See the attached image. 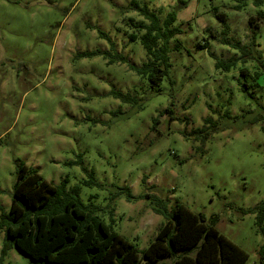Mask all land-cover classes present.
Instances as JSON below:
<instances>
[{
    "label": "rangeland",
    "instance_id": "rangeland-1",
    "mask_svg": "<svg viewBox=\"0 0 264 264\" xmlns=\"http://www.w3.org/2000/svg\"><path fill=\"white\" fill-rule=\"evenodd\" d=\"M135 1L146 3L161 20L168 11L175 12L173 26L180 28L168 41V74L152 87L127 64L140 65L148 58L141 44L127 36L134 27L127 18L143 19L130 0H0V212L12 207L15 172L23 161L53 185L62 179L67 180L66 189L77 185L80 201L94 206L96 215L112 222L136 249L148 246L163 220L152 210L151 199L144 195L148 192L161 197L167 209L181 202L206 218L215 215L216 228L247 253L243 264H264L260 260L264 231L255 223L256 210L247 211L264 198V116L245 123L264 115V65L256 63L258 54L264 63L262 18L255 27L248 15L243 22L247 35L241 40L237 29L229 27L234 20L229 9L238 4ZM215 11L225 14L226 30ZM222 37L249 44L251 57L243 58ZM204 41L208 46H197ZM116 54L128 62L115 58L109 62ZM231 57L237 60L228 69L214 66L217 58ZM242 69L248 70L250 84L251 74L263 71L256 80L259 87H254L258 104L240 90ZM177 85L184 90L179 115L171 99L167 107L172 113L163 112L165 107L159 104L153 110L167 117L166 129L173 120L184 125L180 131L188 144L184 149L163 144L159 120L148 132L132 129L126 124L131 113L124 107L155 99L166 90L171 94ZM112 89L131 93L136 102L117 99ZM201 96L212 117L225 109L243 116L225 119V127L205 140L185 137L182 130L202 127L209 116L202 114ZM152 132L155 136L149 139ZM89 171L94 183L84 185ZM124 186L133 199L119 193ZM3 237L0 230V248ZM0 264L37 263L10 246L4 255L0 252Z\"/></svg>",
    "mask_w": 264,
    "mask_h": 264
},
{
    "label": "trees",
    "instance_id": "trees-1",
    "mask_svg": "<svg viewBox=\"0 0 264 264\" xmlns=\"http://www.w3.org/2000/svg\"><path fill=\"white\" fill-rule=\"evenodd\" d=\"M130 5L143 19L127 18L129 24L134 26L127 36L141 44L148 58L140 65H134L124 56L116 54L109 62L114 61V58L120 62H128V67L145 77L152 87L158 85L168 74V41L180 28L173 26L176 19L173 11H168L161 20L146 3L138 5L135 0H130ZM214 14L222 21L226 30L225 14L217 11ZM260 18V14L251 15L248 21L257 27ZM220 40L235 46L243 58L251 57L249 44H240L227 37ZM197 46L204 48L208 46V41L197 42ZM94 53L82 52L83 56ZM235 60L236 57L217 58L214 66L218 69H228ZM256 63L264 65L261 54L257 55ZM262 72L255 71L251 74L254 81L250 84L246 79V76H250L248 70H241L244 80L240 84V90L257 104L259 102L254 87L258 85L256 80ZM249 87L252 89L249 90ZM111 94L123 102H136L129 92L122 93L112 89ZM263 108L264 106H261V109ZM163 112L170 114L172 110L166 106ZM242 116L243 113L234 116L229 109H225L215 118L210 115L204 117L202 127H195L187 133L182 130V133L185 137L193 135L205 140L213 131L225 127V119L232 118L235 121ZM263 116L262 113L254 115L245 120V123L252 124ZM169 118L182 120L177 116ZM156 121L153 120L154 123ZM261 128L264 130V125H261ZM83 169L87 171L86 168ZM87 174L89 179L83 181L84 185L94 183L92 172ZM15 175L11 195L12 207L9 211L0 212V230L4 231L0 248L2 255L13 246L37 264H243L247 259L245 250L231 242L216 228L215 215L206 218L203 213L194 212L181 202H175L167 209L161 197L148 192L144 194L151 199L152 210L162 214L163 220L148 246L136 249L115 231L112 222H105L96 215L94 206L80 201L77 185L66 189V179L53 185L23 161L18 163ZM120 190L119 193L125 192L126 199H133L134 196L127 186L121 187ZM253 210H256L255 223L261 225L260 229L264 231V198L247 211ZM260 260L264 263V246L260 251Z\"/></svg>",
    "mask_w": 264,
    "mask_h": 264
},
{
    "label": "clouds",
    "instance_id": "clouds-1",
    "mask_svg": "<svg viewBox=\"0 0 264 264\" xmlns=\"http://www.w3.org/2000/svg\"><path fill=\"white\" fill-rule=\"evenodd\" d=\"M220 3L224 5H236L238 4L239 7L236 9H229L230 15L234 17V20L229 25L230 29L235 28L237 29V36L244 40V37L247 35L246 29L243 28V22L247 19L248 15H257L260 14L262 18V26H264V0H219ZM129 15H132L133 13H128ZM209 19H211L209 17ZM213 25L217 32L221 31V26L219 24H216L215 21H213ZM218 47H227V45H218ZM231 51L235 52L237 49L232 48ZM208 63H211V60L208 61ZM177 91L172 92L171 94L166 93L162 94L155 99H152L150 101L141 102L139 105L133 107L131 104L126 103L124 107L130 111V116L128 117L126 124L130 125L132 129H136L138 127L142 128L143 132H148V129L152 127L153 120H159V129L160 131L165 132V138L163 140V144L168 145L171 144L173 147L177 149H184L188 146L186 144L185 140L180 135L181 129L184 127L183 124L177 122L176 120H173L171 122V127L166 129L165 128V121L167 120V117L158 115L157 111H154L153 108L159 104L160 107H166L167 101L169 99L172 100V102L177 106V114L179 115V103L180 100V94L184 91L183 89H180V86L177 85ZM138 95L143 96L144 94L142 92H138ZM205 97L201 96V108H203V100ZM116 103H120V101H117ZM254 107V106H253ZM191 109H189L190 111ZM207 115H212V113L208 112V109L203 108V113ZM215 118V117H213ZM142 121V126H141ZM197 124H199L200 117L197 115L196 117ZM195 125H189V127H192ZM258 127V126H257ZM155 136V132H152L149 134V139ZM199 170V169H198ZM149 180L152 179V176L148 177Z\"/></svg>",
    "mask_w": 264,
    "mask_h": 264
}]
</instances>
